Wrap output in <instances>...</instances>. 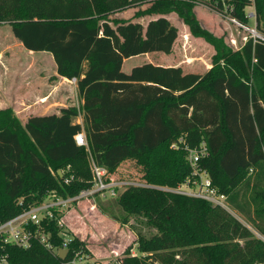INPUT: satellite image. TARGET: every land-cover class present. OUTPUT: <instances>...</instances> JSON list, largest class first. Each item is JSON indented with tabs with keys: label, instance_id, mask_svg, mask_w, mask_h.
I'll list each match as a JSON object with an SVG mask.
<instances>
[{
	"label": "trees",
	"instance_id": "16d2710c",
	"mask_svg": "<svg viewBox=\"0 0 264 264\" xmlns=\"http://www.w3.org/2000/svg\"><path fill=\"white\" fill-rule=\"evenodd\" d=\"M211 1L249 22V0ZM138 2L0 0V24L10 25L25 49L50 53L60 77L77 79L82 102L25 124L11 108L0 110V220L53 193L68 198L92 187L89 153L75 141L85 132L92 156L109 175L134 161L142 181L154 186L118 193L124 224L144 218L156 230L149 238L137 234L139 255L128 249L125 264H264V240L229 211L161 189L186 181L189 150L204 144L208 155L200 167L264 236V44L250 39L234 52L201 27L194 5L176 0L154 1L132 18L113 17ZM255 11L264 32V0H256ZM171 12L214 47L212 67L185 74L181 67L145 63L125 72L127 59L172 52L179 32L168 19ZM147 17L146 26L138 21ZM81 115L83 125L75 122ZM50 229L55 244L62 241L58 227ZM69 251L70 257L91 256L74 236ZM8 252L12 264H68L37 242Z\"/></svg>",
	"mask_w": 264,
	"mask_h": 264
},
{
	"label": "rangeland",
	"instance_id": "374dc122",
	"mask_svg": "<svg viewBox=\"0 0 264 264\" xmlns=\"http://www.w3.org/2000/svg\"><path fill=\"white\" fill-rule=\"evenodd\" d=\"M154 1L157 0H139L137 5L116 13L113 17L122 19L134 17L135 13L146 10ZM176 1L194 5L193 12L201 27L214 36L223 38L226 45L234 52L241 51L249 41L250 34L247 31L233 24L226 15H221L212 7L202 4V0L196 3L192 0ZM244 11L252 13L254 8L246 7ZM168 16L179 32L172 52L170 54L148 53L133 57L123 68L125 72H130L131 66L149 63L152 60L163 66H173L171 63L180 65L184 71L194 73H204L212 67V57L216 52L214 47L204 38L195 36L178 13L171 12ZM148 18H139V20L145 26ZM248 23L254 26L255 19L249 18ZM258 31L264 36V32H261L259 28ZM30 52L14 37L10 25L0 24V97L5 93L3 87L16 90L31 83L47 93L58 84L60 80L56 74L53 56L48 52ZM62 85L66 92L62 93L63 100L60 97V104H55L52 99L47 103V111L39 113L40 115L59 114L62 106H81L82 102L78 92L75 91L76 85L68 81L63 82ZM142 175L141 168L134 161H127L113 176L118 181L143 182ZM117 196L118 193L115 196L106 195L105 197L97 195L81 200L69 210L70 214L67 213L68 219L65 221L67 229L74 237L85 241L89 247L92 262L112 261L117 258V255L125 258L128 256L126 253L128 249L129 255H139L137 234L149 238L156 233L155 229L144 224V218L131 217L128 224H124L122 220L126 215L117 204ZM229 212L251 229L257 237L264 240V236L231 205H229Z\"/></svg>",
	"mask_w": 264,
	"mask_h": 264
},
{
	"label": "built area",
	"instance_id": "2783aa9c",
	"mask_svg": "<svg viewBox=\"0 0 264 264\" xmlns=\"http://www.w3.org/2000/svg\"><path fill=\"white\" fill-rule=\"evenodd\" d=\"M192 1L194 3H196V1L199 2V0ZM249 1L250 4L247 7L254 8V11L252 13H245L248 19H255L254 26H250L249 23L241 21L234 16L227 4L220 7L211 0H202L201 3L212 7V9H215L216 12L221 15H226L227 19L233 24L247 31L250 34V39H252L254 43L260 42L264 44V36L258 31L256 22V0ZM71 82L77 84V79L74 78ZM75 141L79 147H84L89 153L90 168L93 175L92 187L83 190L77 196L68 198H62L53 193L42 203L23 210L10 219L5 221L0 220V264H12L8 252L9 247L30 250L33 244L37 242L42 245L45 250L58 257H60L62 250H69V243L73 235L66 227V215L79 201L93 198L97 195L101 197H105L106 195L115 196L120 190L130 186L154 187L145 182H134L129 180L118 181L116 177L109 175L104 167L96 163L90 152L89 142L84 132L78 133L75 136ZM207 155V148L204 144L198 149L189 150L188 160L192 169L191 175L176 189L167 187L161 189L176 194L203 199L214 206H219L229 211L227 196L217 191L213 186L209 173L200 167L201 160ZM68 181L69 180H66L67 183ZM51 224H55L59 229L58 237L61 238L62 241L57 244L53 241V235L50 229ZM65 260H68V264H125L124 258L120 255H117V258L112 261L101 263L96 261L92 262L91 256H85L81 253H75L70 257V251Z\"/></svg>",
	"mask_w": 264,
	"mask_h": 264
},
{
	"label": "crops",
	"instance_id": "0c3cea01",
	"mask_svg": "<svg viewBox=\"0 0 264 264\" xmlns=\"http://www.w3.org/2000/svg\"><path fill=\"white\" fill-rule=\"evenodd\" d=\"M128 18H132V17H128ZM128 18H126V19H128ZM168 19L170 20L169 16H168ZM138 21L140 22V20H138ZM148 21H149V18H148ZM148 21H147V23H148ZM176 42H175V44H176ZM175 44H174V46H175ZM30 53H33V52L31 51ZM154 53H157V52H154ZM149 56L150 55H148V57ZM132 58L125 60V62L123 64V68L125 67L126 63L130 62V60ZM145 60H147V59H145ZM148 61H151V60H148ZM149 63H152L153 65H156V66L181 67L183 69L182 66L172 64V63H171V65H173V66H163V65L157 64V61H153V60ZM141 65H143V64L139 63V65H137V66H141ZM137 66H134V67H137ZM134 67L131 66L129 68L130 71ZM183 71H184V69H183ZM184 73L186 74V73H194V72L184 71ZM56 74H57V70H56ZM195 74H203V73H195ZM57 77L59 78L60 81L57 82L58 84L55 85L52 88V90L47 92V93H45V91L41 90L40 88L33 86L31 83L27 84L26 86H24L22 88H17L16 90L15 89L12 90V89L3 87L4 88L3 92H5V93L3 96L0 97V110H5L8 108L13 109V111L15 112V115L17 116V118H19L21 120V122L23 124H25L27 122V120L32 116H42L39 113L47 111L46 106H47V103L49 101L54 99L55 104H60L59 100H60V97L62 96V93H66L63 90L64 89L63 85H62L63 82L68 81V82L72 83L71 80H69L67 78L60 77L59 75ZM75 85H76L75 91L78 92L77 84H75ZM61 100H63L62 97H61ZM65 107H68V106H62L59 111H61V109L65 108ZM59 114H60V112H59ZM47 115H50V114H47ZM77 119L75 120V122L83 125V121H84L83 116L81 115ZM68 214H70V212H68ZM68 214L66 215V220L68 219Z\"/></svg>",
	"mask_w": 264,
	"mask_h": 264
},
{
	"label": "water",
	"instance_id": "95a60500",
	"mask_svg": "<svg viewBox=\"0 0 264 264\" xmlns=\"http://www.w3.org/2000/svg\"><path fill=\"white\" fill-rule=\"evenodd\" d=\"M59 174H61V172H59ZM68 253H69V250L68 249L62 250L61 253H60L61 259H63V260L66 259Z\"/></svg>",
	"mask_w": 264,
	"mask_h": 264
}]
</instances>
